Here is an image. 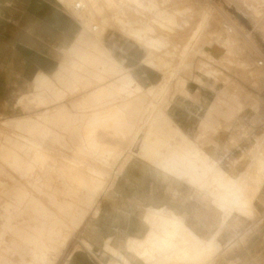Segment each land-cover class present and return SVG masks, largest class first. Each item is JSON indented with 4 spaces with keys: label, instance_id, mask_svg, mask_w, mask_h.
<instances>
[{
    "label": "rangeland",
    "instance_id": "obj_1",
    "mask_svg": "<svg viewBox=\"0 0 264 264\" xmlns=\"http://www.w3.org/2000/svg\"><path fill=\"white\" fill-rule=\"evenodd\" d=\"M94 1L85 20L0 0V264H166L209 242L207 264H264V0ZM32 57L65 70L38 78L60 101L41 104Z\"/></svg>",
    "mask_w": 264,
    "mask_h": 264
},
{
    "label": "crops",
    "instance_id": "obj_2",
    "mask_svg": "<svg viewBox=\"0 0 264 264\" xmlns=\"http://www.w3.org/2000/svg\"><path fill=\"white\" fill-rule=\"evenodd\" d=\"M47 19V18H46ZM49 19H51V18H49ZM48 20V19H47ZM54 23H56L57 24V21H54L53 19H51ZM54 32H55V30H50V34L52 35V37L54 36ZM63 35V37L69 42V41H71L72 39H75L73 36L72 37H70L69 36V34H67V33H64V34H62ZM54 39V38H53ZM30 41L28 40V43H29ZM54 42H55V44L57 45V46H59V47H64V46H66V45H62V44H60V43H58V42H56L55 40H54ZM33 45L37 48V49H40V45H38V44H34L33 43ZM88 49V48H87ZM83 50H85L86 52H87V50L86 49H83ZM88 53V52H87ZM89 55V54H88ZM78 57H86V56H84V55H82V56H78ZM22 53L21 52H19V53H16L15 54V56H14V59L12 60V64L14 63L15 65H20V66H22L23 65V63H22ZM33 58V61L36 63V65H38V68H40V71L36 74V77H35V82H36V84H37V88L38 89H46L47 91H49L45 86H41V84L40 83H38V78L40 77V76H45L46 77V80H47V84L48 83H54L57 87H58V85H59V83L56 81V79L54 78V76L51 74V72H54L55 70H57V69H59V70H61L64 74H65V70L63 69V68H56L55 67V65L54 64H52L48 59H38V58H36V57H32ZM46 64L48 67V69L47 68H44L43 66H42V64ZM33 66V65H32ZM33 68H34V66H33ZM0 70H1V66H0ZM15 72V67L14 68H12L11 70H9V71H5V70H3L2 71V73H1V75L2 76H4L5 78H6V86L3 88V87H1L0 88V115H3V116H9L11 113H12V109H9V108H7V106H8V101H9V99L12 97V87H10V86H8V84L10 83V81H11V79H12V76H13V74H15L14 73ZM67 75V74H66ZM69 78H71V77H77V76H74V75H67ZM78 79H80V77H77ZM58 83V85L56 84V83ZM81 82V79H80V81L79 82H77V84L78 83H80ZM60 86V85H59ZM71 86V90H70V92H72V91H74V89H76V88H78V86L76 85V86H74V85H70ZM59 88V87H58ZM50 92V91H49ZM51 93V92H50ZM52 94V93H51ZM53 95V94H52ZM38 97H42V102H41V104H43V105H45V106H47V105H49L50 103H52V102H55V101H60L59 99H58V97H56L55 95H53L56 99H52L51 97H49V98H45L44 96H43V92H41L40 94H38L37 95ZM46 100H48V101H46ZM62 100V99H61ZM100 100H101V98H100ZM20 101H22V99L20 100ZM29 101H33V99H30ZM100 102V101H99ZM98 102V103H99ZM21 119H26V117H24V118H17V119H14V120H11V119H9V120H7L5 123H7V122H12V123H15V121H17V120H21ZM46 120H49V121H51V123H54V118H52V117H50V119H45V121ZM49 121H48V123H49ZM41 122V121H40ZM47 123V124H48ZM8 126H11V125H8ZM12 127V126H11ZM49 129H51L50 127H48ZM16 130V129H15ZM52 130V129H51ZM17 131V130H16ZM53 132H54V130H52ZM18 132V131H17ZM19 134H21V135H27V134H25V133H22V132H18ZM54 135H55V132H54ZM30 136V135H29ZM39 137V136H38ZM13 147H6L5 149H6V151H4L3 150V153L1 154V157L2 158H4L6 161H8L9 163H10V165H15V167H16V169H17V171L19 170V171H22L23 169H27V170H31V169H33L34 167H33V165H32V163L31 162H29V161H27L24 157H23V155H22V153H23V151L25 150V147H24V149H17L14 145H12ZM8 152H11V153H17V154H19L20 156H21V158L23 159V163H21V166L19 167V166H17L15 163H14V161H13V159L12 158H10V159H7V158H5L4 157V154L5 153H8ZM19 165H20V163H19ZM38 178H40V181H41V183H42V185L43 186H45L44 185V183L47 181V178L46 177H44V180H43V178H42V176H38ZM49 179H51V187L49 188V187H47V186H45V187H47V188H49V189H53V190H55L57 193H61L62 191L59 189V188H56V189H54V185H53V183H54V179H53V177L50 175L49 177H48ZM39 181V180H38ZM67 194H68V192H67ZM61 195V194H60ZM66 198H68V197H66ZM38 210H40V214L41 215H44L45 216V214L47 215L48 213L47 212H44L42 209H39L38 208ZM42 211V212H41ZM38 213V214H39ZM48 217V216H47Z\"/></svg>",
    "mask_w": 264,
    "mask_h": 264
},
{
    "label": "bare ground",
    "instance_id": "obj_3",
    "mask_svg": "<svg viewBox=\"0 0 264 264\" xmlns=\"http://www.w3.org/2000/svg\"><path fill=\"white\" fill-rule=\"evenodd\" d=\"M67 3L69 5V11L70 13L73 15V16H78L80 17L81 19H89V17H92L93 14H92V10L91 8H94L95 10V7H96V2L94 0H67ZM77 3H80L83 7V9L81 10H76V4ZM97 8V7H96ZM40 12H38L39 14ZM40 15V14H39ZM49 18L53 19L54 21H57V25L60 27V28H63L65 30L67 29H77L76 26L74 25L73 22H69L67 21L63 16H59L58 14L57 15H54V16H49ZM92 19V18H91ZM90 20V19H89ZM94 20V18H93ZM92 20V21H93ZM88 21V20H87ZM99 23V22H98ZM102 23V21L100 22ZM90 24V23H89ZM97 26V25H96ZM95 25H92L91 26V33H98V26L96 27ZM163 26V25H162ZM100 31V30H99ZM148 39H146L147 41ZM143 42V41H142ZM147 60V58H146ZM151 61V60H150ZM150 106V105H149ZM161 107V106H160ZM149 110V109H148ZM116 118H119L118 116ZM97 119V118H96ZM119 120V119H118ZM110 121V120H109ZM116 121V120H115ZM120 121V120H119ZM120 124V123H119ZM20 125V124H19ZM18 125V127H19ZM121 125V124H120ZM108 126V125H107ZM110 126V125H109ZM21 127V126H20ZM24 127V126H23ZM114 127V126H113ZM27 129V128H26ZM32 130V129H31ZM112 131V130H111ZM30 132V131H29ZM109 132V131H108ZM116 132V130H115ZM111 133V132H110ZM107 134V133H105ZM116 134V133H115ZM109 135V134H108ZM111 135V134H110ZM120 136V135H119ZM88 138V137H87ZM107 138V137H105ZM125 139V138H124ZM96 140V139H95ZM105 140V139H104ZM119 140V139H118ZM121 142V141H120ZM110 146V145H109ZM108 150V149H107ZM109 151V150H108ZM14 158V157H13ZM257 158V157H256ZM18 161V160H17ZM111 166V165H110ZM251 166V165H250ZM258 166V165H257ZM260 168V166H259ZM251 169V168H250ZM94 170V169H93ZM72 173V172H71ZM76 174V173H75ZM78 175V174H77ZM89 175V174H88ZM93 175V174H92ZM94 176V175H93ZM78 177V176H77ZM79 178V177H78ZM75 179V178H74ZM91 179V178H90ZM96 180V179H95ZM250 181V180H249ZM75 182V180H74ZM79 182V181H78ZM89 182V181H88ZM92 183V182H91ZM77 184V183H76ZM93 184V183H92ZM250 184V183H249ZM263 184V183H262ZM91 185V184H90ZM252 185V184H251ZM259 186V185H258ZM254 187V186H253ZM253 193V192H252ZM248 194V193H247ZM260 195V194H259ZM262 196V195H261ZM250 197V196H249ZM253 198V197H251ZM250 198V200L252 201V199ZM242 199V198H241ZM248 199V197H246L245 199H242V200H245ZM256 199V198H255ZM247 202V201H246ZM241 204V203H240ZM247 206H249V203L247 204ZM245 205V206H246ZM256 205H257V208L259 211H264V198H260L258 200H256ZM245 210V209H244ZM248 211V210H247ZM249 213V212H248ZM250 215V214H249ZM157 218V217H156ZM235 222V221H233ZM158 227V226H157ZM186 232V231H185ZM182 236V235H181ZM233 234L230 235V237H232ZM184 237V236H183ZM138 239V238H137ZM145 240V239H144ZM183 241H185V238H183ZM183 242V243H184ZM187 250V251H186ZM184 251H186L187 253L185 254V258H183V253ZM199 251V252H198ZM198 251L196 250H192V249H181V248H178V250L175 252L174 254V257L175 259L172 261V263H166V264H193L194 261H197V264H207L208 260L212 258V256H214V248H213V243H208L204 249H202V251L200 249H198ZM253 252V251H252ZM140 254V253H139ZM167 259V258H166ZM169 261V260H168Z\"/></svg>",
    "mask_w": 264,
    "mask_h": 264
},
{
    "label": "built area",
    "instance_id": "obj_4",
    "mask_svg": "<svg viewBox=\"0 0 264 264\" xmlns=\"http://www.w3.org/2000/svg\"><path fill=\"white\" fill-rule=\"evenodd\" d=\"M75 8H76V10L83 9V7H82V5L80 3H77Z\"/></svg>",
    "mask_w": 264,
    "mask_h": 264
}]
</instances>
